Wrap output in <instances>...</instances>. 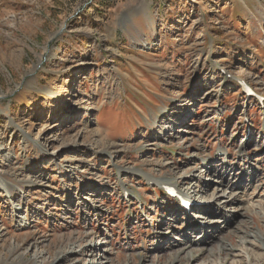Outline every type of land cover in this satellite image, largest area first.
<instances>
[{
  "label": "rangeland",
  "instance_id": "obj_1",
  "mask_svg": "<svg viewBox=\"0 0 264 264\" xmlns=\"http://www.w3.org/2000/svg\"><path fill=\"white\" fill-rule=\"evenodd\" d=\"M71 79V103L42 99ZM243 81L264 95V0H0V170L24 187L22 197L0 191V264H31L36 251L49 263L74 248L55 264H88L97 241L109 251L94 252L98 264H169L158 232L177 236L188 219L164 224L175 203L146 176L199 170V201L215 209L218 171L200 163L222 144L236 166L245 148L260 176L224 233L240 253L237 227L264 234V104ZM212 247L191 264H264L256 246L242 249L252 260Z\"/></svg>",
  "mask_w": 264,
  "mask_h": 264
},
{
  "label": "bare ground",
  "instance_id": "obj_2",
  "mask_svg": "<svg viewBox=\"0 0 264 264\" xmlns=\"http://www.w3.org/2000/svg\"><path fill=\"white\" fill-rule=\"evenodd\" d=\"M244 83H247V82L243 81L242 83L243 86H244ZM72 85H73V81L71 79L67 83H65V85L60 89L50 87L48 89L43 90L41 92V97L42 99H45V100L47 99V101L51 102L53 106H55L56 103H63V104L71 103L75 97V91H73L74 89ZM26 91L29 92V90H26ZM25 102L29 108H32L35 104L32 101L31 102L26 101V99H25ZM164 112H166V110ZM181 118H183V116ZM181 118L179 117L178 119L173 120L172 122L174 123V125H175V121L178 122L179 120H181ZM222 147H225V146L223 145ZM243 151L246 152L245 148ZM246 158H247L246 154L242 153L240 156V159L245 162H243L240 166L241 168L239 170L241 171H238L233 174H232V170H233L232 165H234V163L232 161L226 162L222 158L223 162L221 163L220 170H219L220 179L219 180L210 179L211 182H216V183L217 181L219 182L218 184H216L215 190L211 193V195L214 197V200L220 201V198L225 195L224 199L223 200L221 199V203L223 205L220 203L217 204L218 210L207 208L205 206L195 205L196 207L195 209H197L199 212L192 215L193 217L189 216V218H187L188 220L184 223L185 224L184 230H182L179 234H177V236H172L170 234L171 233L170 229H163L162 231L158 232L159 233L158 239L164 242V244L161 245L160 250L165 251L166 249H168L169 251V254H170L169 255L170 258L168 261L169 264L181 263L182 259H185L187 261V264H191L198 259L200 254L205 253V252L213 253L214 249L212 245L214 241H216L218 245V253L222 251L223 253H226L227 255L232 254L233 257L242 256V258L246 260H249V258L251 257L248 252H245L247 250V244L248 246H256V247H259L261 250H264V234L260 233L259 231L258 232L253 231V230L248 231V230L239 229V227L236 228L237 229L236 231L242 234V239H243L242 243L246 244V247L242 248L245 251L241 249L240 251H238L240 253H235L237 248H235L231 244V242L228 241L226 237H224V233L227 232V230L229 229L231 225V223L229 222V218L235 219V217L237 216L236 214L239 213V211L235 210L234 208L237 207L236 205L239 202L244 203L245 201L244 197L248 195L247 187H248V184H250L251 180H250V177H247L246 175H250L249 173H252L255 171V169L253 168L255 164L250 163L249 165H247L248 161L245 160ZM204 161H203V165L207 167L208 162H206V158L204 159ZM137 172L133 173V175L146 176L147 174L145 173V171H143L142 173L141 172L137 173ZM4 176L0 170V191L8 198L10 197L13 198L15 196L17 197L18 195H21L22 197V195L24 194V191L22 192V190H24V187L21 186L23 184L22 181L21 180L17 181L15 184V182L13 183V182L8 181L6 178H4ZM228 176H229L230 181L229 183H226ZM146 177H148V180L150 181V183L154 182V183H157L158 185L172 186V187L177 188L178 190H180V192H183L184 194H186L188 198L192 199L195 202L198 201L199 195L203 191H205L203 187L204 184L202 185V183H200V180L202 179V177L198 173L184 172L180 179H173V178H168V177L163 178V177H158V176L151 177V175L149 176L147 175ZM253 178L255 177L253 176ZM191 179L195 181L192 183V186H189L188 184ZM30 182L31 180L29 181V183ZM17 186H19L18 189L21 190V193L17 192V188H16ZM127 191L128 189L126 190L125 195H127ZM22 200L23 199L20 197L19 199L15 201L13 200V204L11 208L14 215L18 217L24 215L22 212L23 210ZM258 206L264 207V201H260ZM27 216H28L27 214L24 215L23 217L24 220L19 221V223L17 224L18 228L22 227L24 224L27 225V223H29ZM164 219L167 220L166 222H164L165 225L167 224L168 226L171 224L173 226L175 225L174 223H179V222L182 223L181 221H184L186 218L185 217L179 218V211L175 210L171 212L169 215H167L166 218ZM218 223L220 224L219 230H217V227H216ZM198 230H199L198 235H195ZM102 246H103V243L100 245L98 241L96 243L93 242L89 244L88 246L89 248L86 249V251H88L86 255L87 256L90 255L92 259L90 260L89 263L88 262L86 263L98 264L94 257V252L98 249H100L101 251H104L103 253L104 259H108L109 251L107 248L102 249L103 248ZM74 249H70L68 251L66 250L63 252L60 251L58 254H56L53 260L49 263H45L43 259L40 260V258L43 257L42 252L36 251L34 252L33 257L30 259L29 262L31 264H55V263H58L59 261L61 262L63 259H68L69 258L68 252L74 253L76 251ZM242 252L246 254L242 255L243 254ZM234 261L236 260L234 259ZM101 263L102 262H100L99 264ZM106 263H108V261L104 262V264Z\"/></svg>",
  "mask_w": 264,
  "mask_h": 264
}]
</instances>
